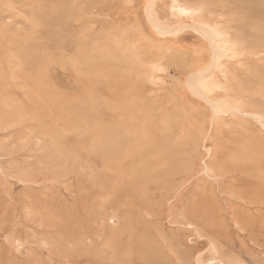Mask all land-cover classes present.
Masks as SVG:
<instances>
[{"label": "rangeland", "instance_id": "1", "mask_svg": "<svg viewBox=\"0 0 264 264\" xmlns=\"http://www.w3.org/2000/svg\"><path fill=\"white\" fill-rule=\"evenodd\" d=\"M0 264H264V0H0Z\"/></svg>", "mask_w": 264, "mask_h": 264}, {"label": "bare ground", "instance_id": "2", "mask_svg": "<svg viewBox=\"0 0 264 264\" xmlns=\"http://www.w3.org/2000/svg\"><path fill=\"white\" fill-rule=\"evenodd\" d=\"M147 10V9H146ZM187 13V12H186Z\"/></svg>", "mask_w": 264, "mask_h": 264}]
</instances>
